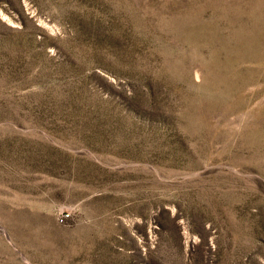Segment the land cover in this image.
I'll list each match as a JSON object with an SVG mask.
<instances>
[{
  "label": "rangeland",
  "instance_id": "374dc122",
  "mask_svg": "<svg viewBox=\"0 0 264 264\" xmlns=\"http://www.w3.org/2000/svg\"><path fill=\"white\" fill-rule=\"evenodd\" d=\"M0 264H264V0H0Z\"/></svg>",
  "mask_w": 264,
  "mask_h": 264
},
{
  "label": "built area",
  "instance_id": "2783aa9c",
  "mask_svg": "<svg viewBox=\"0 0 264 264\" xmlns=\"http://www.w3.org/2000/svg\"><path fill=\"white\" fill-rule=\"evenodd\" d=\"M70 218V214H62L60 217H59V223L60 224H64L65 222L68 221V219Z\"/></svg>",
  "mask_w": 264,
  "mask_h": 264
}]
</instances>
